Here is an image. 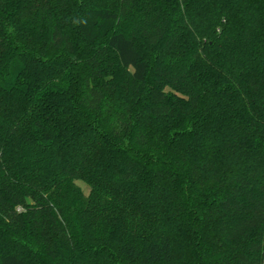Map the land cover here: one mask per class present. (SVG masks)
Wrapping results in <instances>:
<instances>
[{
    "label": "trees",
    "instance_id": "1",
    "mask_svg": "<svg viewBox=\"0 0 264 264\" xmlns=\"http://www.w3.org/2000/svg\"><path fill=\"white\" fill-rule=\"evenodd\" d=\"M0 264H264V0H0Z\"/></svg>",
    "mask_w": 264,
    "mask_h": 264
},
{
    "label": "rangeland",
    "instance_id": "2",
    "mask_svg": "<svg viewBox=\"0 0 264 264\" xmlns=\"http://www.w3.org/2000/svg\"><path fill=\"white\" fill-rule=\"evenodd\" d=\"M77 184H78L80 187H82V189L84 190V192H85L86 194L89 193L90 188H89V186H88L85 182H83V181H77Z\"/></svg>",
    "mask_w": 264,
    "mask_h": 264
}]
</instances>
